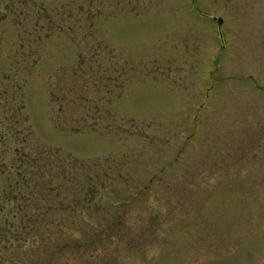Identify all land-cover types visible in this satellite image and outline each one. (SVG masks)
<instances>
[{"label":"rangeland","instance_id":"1","mask_svg":"<svg viewBox=\"0 0 264 264\" xmlns=\"http://www.w3.org/2000/svg\"><path fill=\"white\" fill-rule=\"evenodd\" d=\"M0 133V264H264V0H0Z\"/></svg>","mask_w":264,"mask_h":264},{"label":"trees","instance_id":"2","mask_svg":"<svg viewBox=\"0 0 264 264\" xmlns=\"http://www.w3.org/2000/svg\"><path fill=\"white\" fill-rule=\"evenodd\" d=\"M0 136H4V134L0 133ZM8 153H12L10 145H3L2 151H0V245L4 247L7 243H10L7 234L16 232L17 226H14L11 222V224H8L9 221L16 218V213L13 214L12 212V217L9 220L7 215L1 214V211L4 210L6 204L10 205L11 210H14L16 209V203L30 198V196H27L31 189L29 184L35 186L31 171L36 165L32 158H27L26 153H22L21 160H18V163H15L18 158L8 159Z\"/></svg>","mask_w":264,"mask_h":264},{"label":"water","instance_id":"3","mask_svg":"<svg viewBox=\"0 0 264 264\" xmlns=\"http://www.w3.org/2000/svg\"><path fill=\"white\" fill-rule=\"evenodd\" d=\"M215 20H216L217 26L219 28L221 26V24H222V20L220 18L215 19Z\"/></svg>","mask_w":264,"mask_h":264}]
</instances>
